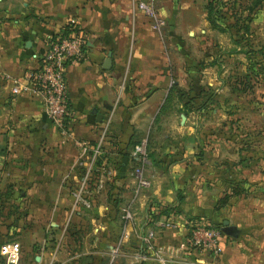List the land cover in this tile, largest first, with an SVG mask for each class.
I'll return each mask as SVG.
<instances>
[{
    "label": "crops",
    "instance_id": "crops-1",
    "mask_svg": "<svg viewBox=\"0 0 264 264\" xmlns=\"http://www.w3.org/2000/svg\"><path fill=\"white\" fill-rule=\"evenodd\" d=\"M140 1L150 7L147 0H0V243L18 238L22 264H106L121 232L114 222L133 200L123 262L113 264H264V149H218L214 163L193 165L183 127L177 151L160 137L151 163L131 155L153 132L169 87V42L159 26L177 37L207 24L201 11L187 23L188 0H156L149 14ZM68 19L84 44L65 68L69 133L62 136L27 82L47 37ZM235 155L243 161L230 162ZM136 166L147 187L136 188ZM162 204L179 211L159 214ZM166 220L176 226L158 225ZM197 225L219 229L217 254L193 243ZM150 228L146 247L139 236Z\"/></svg>",
    "mask_w": 264,
    "mask_h": 264
},
{
    "label": "rangeland",
    "instance_id": "rangeland-1",
    "mask_svg": "<svg viewBox=\"0 0 264 264\" xmlns=\"http://www.w3.org/2000/svg\"><path fill=\"white\" fill-rule=\"evenodd\" d=\"M147 1L153 10L157 1ZM209 3L210 15L220 28L211 27L206 20ZM188 4L183 15L187 23L194 24L201 11L207 24L200 29L187 28L186 34L181 30L177 37L172 29L159 26L169 42L171 77L164 106L152 124L154 130L142 140L147 161L158 158L156 138L173 142L168 148L177 151L176 136L183 133V127L187 131L186 148L191 150L186 158L193 165L214 163L218 149L224 155L242 148L264 149V138L256 139L258 134L264 135V0H188ZM236 156L230 162L243 161ZM173 192L180 200L181 190L175 188ZM132 201L122 207L131 216L137 209ZM150 203L146 211L154 213ZM173 208L178 213L179 207ZM119 219L114 224L121 225V231L131 220ZM119 236L120 232L111 239L113 245ZM126 236L121 238L117 253L110 251L106 264L123 262ZM14 240L18 242V238Z\"/></svg>",
    "mask_w": 264,
    "mask_h": 264
},
{
    "label": "built area",
    "instance_id": "built-area-1",
    "mask_svg": "<svg viewBox=\"0 0 264 264\" xmlns=\"http://www.w3.org/2000/svg\"><path fill=\"white\" fill-rule=\"evenodd\" d=\"M140 8L146 9V12H152L151 6L138 3ZM156 25L158 20H155ZM84 34L78 27V23L74 19L66 20L62 29L50 34L47 39V45L39 58L38 66L28 74L27 85L30 86L34 94L40 97L43 110L49 122L56 128L60 135H67L68 129V95L65 80L66 64L70 60H77L82 56L81 45L84 44ZM16 87L13 89L15 90ZM131 155L136 158L140 165L147 162L144 153V142L140 141L134 144ZM137 186H144L148 181L142 178L140 169H136ZM136 191V190H134ZM123 218L130 220L131 214L127 209L122 208ZM160 226L175 227L176 223L171 220L159 222ZM192 241L196 245L210 250L213 254H217V236L219 229L216 227H205L197 225L191 229ZM126 235L121 230L118 242L111 248V253H117L121 238ZM153 230L150 228L139 236L141 242L146 247H151ZM155 255L160 257L159 250L155 251ZM0 256L3 264H22L20 261V245L14 239L4 240L0 243ZM113 257V255H112ZM160 264H175L173 262L159 261Z\"/></svg>",
    "mask_w": 264,
    "mask_h": 264
},
{
    "label": "trees",
    "instance_id": "trees-1",
    "mask_svg": "<svg viewBox=\"0 0 264 264\" xmlns=\"http://www.w3.org/2000/svg\"><path fill=\"white\" fill-rule=\"evenodd\" d=\"M211 9H212V6L210 5V3L208 4V6L206 7V20L208 21L209 25L213 28H220V25L214 20V18H212V16L210 15L211 13ZM178 200V198H176ZM153 204V202H151ZM155 204V207H158L157 203H154ZM173 204H162L159 206V209H158V213L159 214H175V208L173 207H176V205H173ZM147 215L149 218H152L155 214L152 213V212H147ZM113 245V244H112Z\"/></svg>",
    "mask_w": 264,
    "mask_h": 264
},
{
    "label": "water",
    "instance_id": "water-1",
    "mask_svg": "<svg viewBox=\"0 0 264 264\" xmlns=\"http://www.w3.org/2000/svg\"><path fill=\"white\" fill-rule=\"evenodd\" d=\"M105 62H109V52H107V57L105 58ZM223 224H226V221H223Z\"/></svg>",
    "mask_w": 264,
    "mask_h": 264
}]
</instances>
